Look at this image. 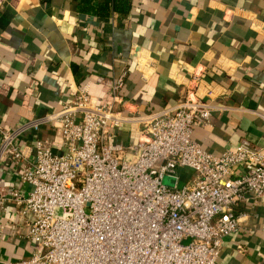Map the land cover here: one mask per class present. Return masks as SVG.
I'll return each mask as SVG.
<instances>
[{
    "label": "crops",
    "instance_id": "0c3cea01",
    "mask_svg": "<svg viewBox=\"0 0 264 264\" xmlns=\"http://www.w3.org/2000/svg\"><path fill=\"white\" fill-rule=\"evenodd\" d=\"M123 72V101L113 105L127 121L112 143H133L138 118L178 108L194 87L214 107L211 126L192 129L202 149L219 154L245 139L264 154V0H0V130L56 114L84 86L109 105ZM57 127L27 131L14 141L24 157L0 160V264L34 251L5 198L27 189L17 176L33 161L31 140L62 151ZM178 174L182 185L192 176ZM234 211L241 229L224 239L218 264H264V199Z\"/></svg>",
    "mask_w": 264,
    "mask_h": 264
},
{
    "label": "built area",
    "instance_id": "2783aa9c",
    "mask_svg": "<svg viewBox=\"0 0 264 264\" xmlns=\"http://www.w3.org/2000/svg\"><path fill=\"white\" fill-rule=\"evenodd\" d=\"M125 76L112 81L109 105H97L84 86L56 114L0 130V160L8 151L21 160L14 141L46 122L58 124L62 147L30 141L33 161L17 176L27 189L5 201L25 220L34 251L7 264H218L224 239L241 229L235 206L264 199L261 150L243 139L212 154L192 139L194 126H211L214 108L194 87L178 108L138 118L133 143H112L127 121L114 109ZM179 169L192 172L183 185Z\"/></svg>",
    "mask_w": 264,
    "mask_h": 264
},
{
    "label": "rangeland",
    "instance_id": "374dc122",
    "mask_svg": "<svg viewBox=\"0 0 264 264\" xmlns=\"http://www.w3.org/2000/svg\"><path fill=\"white\" fill-rule=\"evenodd\" d=\"M162 182L167 187H171L172 186V181L169 178H167V177H165ZM180 185H182V184H180ZM188 242H189V240H185L183 243L186 244Z\"/></svg>",
    "mask_w": 264,
    "mask_h": 264
},
{
    "label": "trees",
    "instance_id": "16d2710c",
    "mask_svg": "<svg viewBox=\"0 0 264 264\" xmlns=\"http://www.w3.org/2000/svg\"><path fill=\"white\" fill-rule=\"evenodd\" d=\"M116 1H118V2H119L120 0H116ZM118 10H119V11H122V9H120V8H118ZM118 10H117V7H116V6H114V11H118Z\"/></svg>",
    "mask_w": 264,
    "mask_h": 264
}]
</instances>
